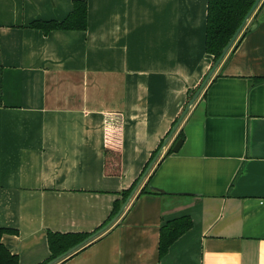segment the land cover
Listing matches in <instances>:
<instances>
[{
	"label": "crops",
	"instance_id": "obj_1",
	"mask_svg": "<svg viewBox=\"0 0 264 264\" xmlns=\"http://www.w3.org/2000/svg\"><path fill=\"white\" fill-rule=\"evenodd\" d=\"M75 1L0 0V228L19 264L109 220L213 65L208 0H82L87 30L31 28ZM259 7L124 213L62 264H264ZM184 217L161 259V228Z\"/></svg>",
	"mask_w": 264,
	"mask_h": 264
},
{
	"label": "trees",
	"instance_id": "obj_2",
	"mask_svg": "<svg viewBox=\"0 0 264 264\" xmlns=\"http://www.w3.org/2000/svg\"><path fill=\"white\" fill-rule=\"evenodd\" d=\"M254 2L255 0H208V16H207V30H206L205 44H206V52L209 55L213 56L212 67L221 56L223 49L226 47L230 39L233 37L237 29L242 24L246 15L251 10ZM257 10H260V7ZM87 14H88L87 2L82 0H76L74 2L72 13L64 21L62 22L36 21L31 24V28L42 30L45 34H48L52 31H76V30L85 31L87 30ZM246 33L247 30L245 32L243 30V32L239 36L238 40L234 44L231 51L235 49V47L239 44L240 40L243 38V36ZM204 79L202 80L198 88L194 90L192 94L188 97L186 106L189 103V101L192 99L194 94L199 90ZM177 121L178 119L176 120L174 125L177 123ZM179 139H184L183 133H180L177 136L173 145L168 150L167 153L168 155L173 153V147ZM163 142L160 145L157 152L153 155L151 161L157 155L158 151L161 149ZM150 162L148 163V165L150 164ZM148 165L146 166L144 172L146 171ZM144 172L142 173V175L144 174ZM142 175L139 177V179L142 177ZM139 179L136 181L135 185L132 187V189L129 192L124 193L122 200L123 202L116 203L109 220L102 227L97 229L95 232L90 234L49 233L48 245L51 256L45 264H48L49 262L63 255L71 248L82 243L84 240H86L87 238H89L90 236H92L93 234H95L105 226H107L116 217L120 208L125 203L126 199L130 195L132 190L137 185ZM143 193H145V188L141 190V194ZM192 226H193L192 220L189 217H184L169 221L161 228V236H160V244H159V252L161 259L168 253L171 246L179 238H181L184 234H186L189 230L192 229ZM8 232L12 233L13 231L0 228V264H19V257L17 255L12 254L2 243L3 235ZM93 241L94 240H92L85 246L81 247L72 255L58 262V264H62L66 260L72 258L80 251L84 250L86 246L92 243Z\"/></svg>",
	"mask_w": 264,
	"mask_h": 264
},
{
	"label": "water",
	"instance_id": "obj_3",
	"mask_svg": "<svg viewBox=\"0 0 264 264\" xmlns=\"http://www.w3.org/2000/svg\"><path fill=\"white\" fill-rule=\"evenodd\" d=\"M262 1L263 0H255L253 6L251 8V10L248 12V14L246 15V17L243 20L242 24L237 29V31L235 32V34L233 35V37L230 39V41L228 42V44L226 45V47L223 49L221 56L219 57V59L216 61V63L212 67V69L209 71V73L205 77V79H204L201 87L199 88V90L194 94V96L192 97V99L187 104L185 110L183 111V113L179 117L177 123L174 125V127L171 130V132L169 133V135L167 136V138L164 140L161 149L158 151L157 155L153 158V160L148 165L146 171L144 172V174L142 175V177L139 179L137 185L132 190V192L130 193V195L126 199L125 203L120 208V210H119L118 214L116 215V217L107 226H105L104 228H102L101 230H99L98 232H96L95 234H93L92 236H90L89 238H87L86 240H84L82 243H80V244L76 245L75 247L71 248L70 250H68L63 255H61L58 258L54 259L53 261L49 262L48 264H57L58 262H60L63 259L67 258L68 256L72 255L74 252H76L77 250H79L81 247L85 246L86 244H88L89 242H91L92 240H94L95 238H97L98 236H100L102 233H104L107 229H109V227L124 213L126 207L128 206V204L130 203V201L134 197L135 193L137 192V190L139 189V187L142 185V183L144 182V180L146 179V177L149 175V173L151 172L152 168L156 164L157 160L162 155L164 149L166 148V146L168 145V143L172 139L173 135L178 130L180 124L183 121V119L185 118V116L187 115V113L189 112V110L192 108V106L194 105V103L197 101V99L199 98V96L201 95V93L204 91V89L206 88L207 84L211 80L212 76L215 74V72L218 69V67L222 64V62L226 58V56L229 53V51L233 48L234 44L236 43V41L238 40L239 36L241 35V33L243 32V30L245 29V27H246L247 23L249 22V20L253 17V15L255 14V12L259 8V6H260V4H261ZM183 143H184V140L183 139H179L176 142V144L174 145V147H173V153H178L180 151Z\"/></svg>",
	"mask_w": 264,
	"mask_h": 264
},
{
	"label": "rangeland",
	"instance_id": "obj_4",
	"mask_svg": "<svg viewBox=\"0 0 264 264\" xmlns=\"http://www.w3.org/2000/svg\"><path fill=\"white\" fill-rule=\"evenodd\" d=\"M115 160H116V158H115ZM116 161H117V160H116ZM165 256H166V255H165ZM165 256H164V257H165ZM164 257H163V258H164ZM163 258H162V259H163Z\"/></svg>",
	"mask_w": 264,
	"mask_h": 264
}]
</instances>
